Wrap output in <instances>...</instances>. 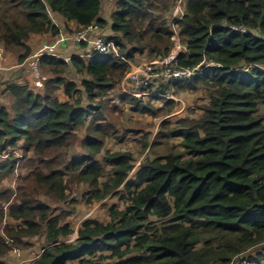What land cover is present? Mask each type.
I'll list each match as a JSON object with an SVG mask.
<instances>
[{
    "label": "trees",
    "instance_id": "obj_1",
    "mask_svg": "<svg viewBox=\"0 0 264 264\" xmlns=\"http://www.w3.org/2000/svg\"><path fill=\"white\" fill-rule=\"evenodd\" d=\"M180 1L0 0V52L26 50L21 65L40 48L33 52L31 35L61 34L51 14L70 28L66 34L76 32L70 23L98 24L120 51L119 57L74 56L70 63L42 58L41 87L29 74L2 86L0 183L31 158L17 191L0 189V222L7 216L19 223L0 234V264L16 249L32 248L35 238L50 248L34 264H101L106 253L115 264H264V0H182L175 20ZM105 3L116 5L110 19L102 17ZM175 31L186 52L173 67L202 71L151 88L214 90L200 118H182L170 130L183 150L158 156L152 149L128 180L133 154L106 151L110 139H125L108 121L106 99L138 56L169 57ZM75 74L81 83L70 79ZM117 99L154 115L141 97ZM78 143L80 153L73 154ZM79 185L89 190L88 204L122 192L126 206L111 208L107 224L86 221L67 244L74 210L63 207L75 204L69 198Z\"/></svg>",
    "mask_w": 264,
    "mask_h": 264
},
{
    "label": "rangeland",
    "instance_id": "obj_2",
    "mask_svg": "<svg viewBox=\"0 0 264 264\" xmlns=\"http://www.w3.org/2000/svg\"><path fill=\"white\" fill-rule=\"evenodd\" d=\"M181 4L182 0L178 3V10H174L173 16H171V18H174L175 20L177 18H180V16L182 15L180 14L182 10ZM115 8V3H105L102 11V17L110 19V16L112 15V12L113 10H115ZM50 16L51 20L54 24L57 25V27L61 26L62 28H64L61 30V34L59 35H55L51 32L40 34L43 35L41 37L35 34L31 35L28 42L30 46L33 47V52L38 48V46H42L44 42H54L60 39L63 34L70 32V28L66 26L63 20L53 14H51ZM104 31L109 30L105 29ZM107 35L109 34L107 33ZM65 42L66 43H64V45H66V47L64 51L67 50L69 54H73L75 51H70L69 48L73 49L74 45L70 44L69 40ZM173 43L174 46L172 52L169 57L165 59L150 61L147 56H138L135 62L132 63L131 71L127 75V77L131 73L133 74L141 70L140 67H145L142 66L144 64L164 62L168 59H171V61L167 63H173V61L177 59V56L175 54L185 51L181 41V36L178 31H175L174 33ZM84 49H87V46ZM78 52L81 53V50H78ZM21 54L26 55V50L18 51L16 53L11 51L8 53L2 51L0 53V58L2 59V61L0 60V100H4V97L1 95L3 89L2 86L4 87L5 83L11 82L8 79L13 78L17 82H21L25 79L24 76L28 77V74L30 75L32 80L38 79L39 69L37 70L36 63L33 64V70L30 71V74L27 70V66H25L26 64L24 63L23 65H21L22 62L19 59V55ZM31 54L32 53H30V55ZM163 64H156V67L161 68ZM16 77L18 78L16 79ZM127 77L115 90V93L109 94L108 98L106 99L110 105V109L107 111L108 121L110 122V124H112V126L115 127L119 136L125 139L123 142H119V140H116L114 138L110 139L107 144L106 151H122L131 152L133 154L134 169L128 178V180H131L138 172L142 162L145 161L146 157L150 155L152 149L153 153L156 151L157 155L159 154L158 156H163L164 154L169 152L170 148H174L176 151L183 150V148L180 146L181 139L172 138L171 135H169L170 130L176 129L178 127V123L182 118H200L203 114V110H201L200 108L206 106L210 102L209 94H211L214 89H210L207 85H201L200 89L196 92L186 91L177 93L174 88H170V86H167L169 89L164 88L162 92L154 89L149 90V92H140L139 96H142L141 98L145 100L143 102L145 104H150V106L154 109V115L143 114L135 112L129 106H123L119 99H117V96L120 94L127 96H132L133 94L131 81L127 79ZM2 79L5 80L2 81ZM70 79L76 80L81 83L82 78L75 74L71 75ZM34 82L37 86L41 85L39 80H34ZM58 94H60V96L62 95L61 99L65 98L63 92H59ZM79 98H81L84 105L88 104V100L84 96V93L82 94V96L79 95ZM166 124L169 127L167 131L165 130ZM79 137L80 140H82L84 138V134H80ZM154 143L155 145L153 146ZM72 153H80L79 143L74 148ZM104 155L105 153L100 155L97 159L103 161ZM152 156L153 155H151V157ZM30 158L31 156L22 161V164H20V166L18 167V172L13 177H11L10 180L0 183V189H12L14 193L17 191L16 187L18 186V181L20 179L19 176H26L30 172ZM122 189L123 188H121L120 190ZM88 192V188L83 185L74 187L69 201L73 200V198L77 201L72 207L62 206L65 210L70 211L72 210V208L74 210L72 216L68 219L71 223L72 228L74 229V234L69 236L65 241H63V243L74 244L79 238V229L82 228L83 224L86 221L97 220L101 223L107 224L110 222L111 208L117 206L120 209H124L126 206V203L123 200L125 195L122 194V192L115 193L114 195L112 194L102 202H95L93 204H88L87 202V200L89 199V197L87 196ZM8 225H10L12 228H16L19 223L10 220L6 216L4 220L0 222V234H3L5 227ZM30 242H33L34 244L32 248L26 251L16 249L18 251H13V253L11 252L7 257H5V261L7 262V264H34V262L40 259L44 252L50 248V246L44 243V240L42 238H35V240L32 239ZM105 256L107 258L102 260L101 264L117 263V260L111 259L109 253H106ZM238 262H240V260H238Z\"/></svg>",
    "mask_w": 264,
    "mask_h": 264
},
{
    "label": "built area",
    "instance_id": "obj_3",
    "mask_svg": "<svg viewBox=\"0 0 264 264\" xmlns=\"http://www.w3.org/2000/svg\"><path fill=\"white\" fill-rule=\"evenodd\" d=\"M67 40L70 41V44L80 47V49H82L83 46H87V49H85L84 52H81V55H84L89 59L105 58L110 56L119 57L120 51L116 42L106 38V36L103 34L102 28L98 24H91L87 27L76 29L75 34L63 35L55 42L44 43L42 46H40L39 50L25 62V66H27V68L32 71L33 64L36 63L37 65V62H39V60L43 57L63 59L66 63H70V60L73 56L64 57L60 55V46L66 43L65 41ZM183 48L185 49L184 52L175 54L177 58L180 54L186 52V48ZM169 61H171V59H168L164 62L144 64L142 66L145 67H140L141 70L133 74L131 73L127 79L131 81V85L133 87L132 96L142 97L139 96L140 92H149V90L154 89L151 88V84L154 82L163 81L165 83L169 80H172V82L188 80L201 71L200 67L192 69L173 67V63L176 60H174L173 63H167ZM156 64L163 65L161 68H157ZM37 80H39L41 84L38 87H41L43 78H41L40 73L38 79H35V81Z\"/></svg>",
    "mask_w": 264,
    "mask_h": 264
},
{
    "label": "crops",
    "instance_id": "obj_4",
    "mask_svg": "<svg viewBox=\"0 0 264 264\" xmlns=\"http://www.w3.org/2000/svg\"><path fill=\"white\" fill-rule=\"evenodd\" d=\"M68 25H69L70 27L74 28V29H77V27H76V25H75L74 23H70V24H68ZM59 27H60L61 30L64 28V27L62 28L61 26H59ZM38 36L41 37V36H43V35H38ZM65 47H66V45L62 44V46H61V54H62V55L65 54L66 56H72V55H73V56H77L78 53H80V52H78V50H81V52H84V50H85V49H80V48H77V47L74 46L73 49H71V48H69V49H70V51H71V50H74L75 52H74L73 54H69L67 50L64 51V50H65ZM0 53H1V52H0ZM0 60L2 61L1 58H0ZM13 68H14V67H13ZM6 73H7V72H6ZM3 80H5V79H2V81H3ZM2 81H1V82H2ZM0 99H1V98H0Z\"/></svg>",
    "mask_w": 264,
    "mask_h": 264
},
{
    "label": "clouds",
    "instance_id": "obj_5",
    "mask_svg": "<svg viewBox=\"0 0 264 264\" xmlns=\"http://www.w3.org/2000/svg\"><path fill=\"white\" fill-rule=\"evenodd\" d=\"M176 9H178V8H176ZM68 34H70V33H68ZM63 35H67V34L65 33V34H63ZM63 35H62V36H63ZM54 42H55V41H54ZM44 43H50V42H44ZM44 43H43V44H44ZM51 43H52V42H51ZM40 46H41V45H40ZM78 48H80V47H78ZM84 48H85V47H83L82 49H84ZM35 53H36V51L33 53V55H34ZM33 55H32V56H33ZM60 55L66 57L65 54H64V55L61 54V46H60ZM32 56H31V57H32ZM77 56H81V53H78ZM31 57H29V58H31ZM73 57H74V56H73ZM83 57L86 58L84 55H83ZM29 58H28V59H29ZM43 58H46V57H43ZM47 58H49V57H47ZM28 59H27V60H28ZM41 59H42V58H41ZM41 59L39 60V62L41 61ZM52 59H57V58H52ZM87 59H89V58H87ZM27 60H26V61H27ZM39 62H37L38 69H39ZM200 68H201V67H200ZM201 69H202V68H201ZM130 71H131V70H130ZM129 73H130V72H129ZM129 73H128V74H129ZM126 77H127V76H126ZM125 79H126V78H125ZM125 79H124V80H125ZM15 251H16V250H15Z\"/></svg>",
    "mask_w": 264,
    "mask_h": 264
}]
</instances>
